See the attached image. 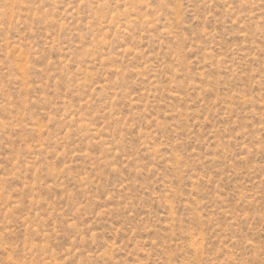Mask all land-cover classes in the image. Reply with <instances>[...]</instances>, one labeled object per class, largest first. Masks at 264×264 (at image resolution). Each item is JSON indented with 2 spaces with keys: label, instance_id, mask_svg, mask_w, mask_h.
<instances>
[{
  "label": "rangeland",
  "instance_id": "374dc122",
  "mask_svg": "<svg viewBox=\"0 0 264 264\" xmlns=\"http://www.w3.org/2000/svg\"><path fill=\"white\" fill-rule=\"evenodd\" d=\"M0 264H264V0H0Z\"/></svg>",
  "mask_w": 264,
  "mask_h": 264
}]
</instances>
